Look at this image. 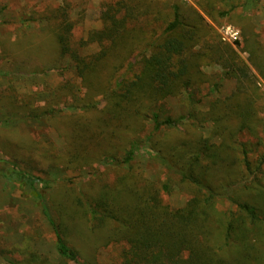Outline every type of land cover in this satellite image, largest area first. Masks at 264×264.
<instances>
[{
  "label": "trees",
  "instance_id": "trees-1",
  "mask_svg": "<svg viewBox=\"0 0 264 264\" xmlns=\"http://www.w3.org/2000/svg\"><path fill=\"white\" fill-rule=\"evenodd\" d=\"M194 1L206 11L215 4L224 5L220 16L225 17L249 0ZM103 7L102 28L79 42L74 40L76 23L68 7L50 11L54 24L46 14L58 53L71 60L87 94L108 92L107 115L98 120L102 126L96 130L81 127L84 135L90 136L89 143L101 147L118 136L116 128H110L113 123H106L126 121L132 111L138 116L148 104L169 95L187 93L193 100L191 92L201 91L204 83L202 60L221 59L224 50L218 43L200 45L201 33L208 31L209 25L196 10L191 18L186 17L181 5L171 0H115ZM93 44L99 50L83 55L82 50ZM225 66L226 75L242 71L247 77V67L236 57H230ZM76 108L85 113L97 105ZM182 121L167 119L162 124L172 127ZM9 122L11 119H0L1 125ZM221 122V130L228 136L222 138L219 148L200 140L183 142L184 148L173 152L170 144L174 155H160L170 175L161 185L133 174L135 143L121 159L115 154L96 160L125 173L114 183H103L95 198L85 190L80 192L73 201L77 203L75 212L60 209L67 222L60 226L51 217L44 193L35 188L38 182L49 183L23 174L54 227L61 264H87L89 260L93 264L100 248L118 244L126 247L122 264H264V125L258 122L253 97L244 93L230 99ZM155 124L159 130L162 124L157 118ZM243 130L259 133L261 139L252 144L239 141L236 134ZM74 134L76 152L70 159L62 157L66 163L80 162L79 152L86 149L77 141L75 129ZM176 183L191 198L183 207L172 209L164 203L162 193L171 194ZM80 219L87 234L80 230ZM69 227L78 240L71 237ZM83 245L91 251L84 254ZM33 257L32 261L39 263L38 255Z\"/></svg>",
  "mask_w": 264,
  "mask_h": 264
},
{
  "label": "rangeland",
  "instance_id": "rangeland-1",
  "mask_svg": "<svg viewBox=\"0 0 264 264\" xmlns=\"http://www.w3.org/2000/svg\"><path fill=\"white\" fill-rule=\"evenodd\" d=\"M113 1L0 0V9L5 8L0 14V119H11L9 124H0V264H61L54 227L23 174L49 183L45 186L38 182L35 188L44 193L51 217L60 226L62 222L67 224L60 209L75 212L77 203L73 201L80 192L85 190L95 198L103 183H114L124 175L125 171L117 167L95 162L105 155L117 154L121 159L135 143L133 174L161 185L170 178L160 159L163 153L173 156L172 148L173 152L182 150L183 142L204 140L209 146H222V138L228 136L221 130L222 110L233 97L250 94L256 103L258 122L264 125V2L249 0L221 17L224 5L215 4L206 11L194 0H171L181 5L188 18L195 10L201 14L209 29L201 33L200 45L222 44V58L202 60L204 83L201 91L191 92L193 100L187 93L159 98L138 116L132 111L126 121L106 123H113L110 128H116L118 136L102 147L89 143L90 136L84 135L81 127L88 125L96 130L101 125L98 120L107 115L108 92L87 94L73 63L61 57L51 39L49 21L54 24V20L50 11L68 7L76 23L74 40L79 42L102 28L103 6ZM30 18L37 20L29 22ZM98 50L93 44L82 54ZM230 57L245 64L247 77L242 71L226 75L225 63ZM94 102L97 108L85 113L74 109ZM155 118L161 124L167 119L183 121L172 127L162 124L156 130ZM74 129L77 141L86 149L79 152L80 162L66 163L62 157L70 159L77 148L72 140ZM258 135L243 130L236 138L252 144L261 139ZM251 155L256 156L254 152ZM179 186L174 184L171 194L162 193L164 203L172 209L183 207L191 198ZM80 230L88 233L85 224ZM68 232L79 239L73 229ZM125 248L123 244L100 248L92 262L122 264ZM82 249L84 254L91 251L87 245ZM35 254L39 263L32 261ZM85 263L90 264V260Z\"/></svg>",
  "mask_w": 264,
  "mask_h": 264
}]
</instances>
